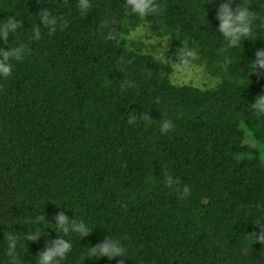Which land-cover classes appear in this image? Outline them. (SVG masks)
Segmentation results:
<instances>
[{"label": "trees", "instance_id": "1", "mask_svg": "<svg viewBox=\"0 0 264 264\" xmlns=\"http://www.w3.org/2000/svg\"><path fill=\"white\" fill-rule=\"evenodd\" d=\"M123 2L91 0L82 17L76 0H0V19L21 18L30 50L0 79V242L14 231L21 264H35L61 207L90 231L61 233L73 244L62 264H118L88 255L107 235L127 249L124 264H264V148L248 140L264 144V117L248 104L264 94V69L249 68L264 49V0H244L257 26L233 47L214 31L218 0H158L161 14L143 21ZM45 7L68 26L31 41ZM110 17L116 39L106 38ZM142 24L191 50L217 83H174L169 62L129 44ZM161 118L174 123L163 135ZM40 213V231L50 229L27 242ZM0 264H10L2 250Z\"/></svg>", "mask_w": 264, "mask_h": 264}, {"label": "clouds", "instance_id": "2", "mask_svg": "<svg viewBox=\"0 0 264 264\" xmlns=\"http://www.w3.org/2000/svg\"><path fill=\"white\" fill-rule=\"evenodd\" d=\"M213 0H205L206 3H212ZM125 13L132 15L140 20H146L148 17L157 16L163 11L162 5L158 0H124ZM76 7L80 16H86L92 9L93 5L91 0H76ZM205 8V6H204ZM206 9V8H205ZM252 7L244 2V0H218V7L216 8L215 19L218 21L217 27L214 31L227 42L228 46H236L249 37L255 27L257 26L256 13L251 10ZM207 12V9H206ZM36 21L31 26V34L29 39L31 41H38L42 36V27L51 31L66 28L67 20L62 16L57 15L50 8H40L34 15ZM207 16V15H206ZM206 16L204 17L205 20ZM208 22V20H207ZM110 30L107 33V39H116L118 21L115 17H110L105 21ZM209 24V22H208ZM24 29L21 18L15 14L8 15L0 19V79L10 77L12 75L15 62L23 61L29 54V49L26 45L19 40V33ZM136 31H140L137 28ZM9 37L12 40L9 41ZM15 41V43L13 42ZM183 51L178 52L175 62L179 60L181 64L186 63L188 58L193 56V52L184 46ZM175 62H173L175 64ZM249 68L252 73L257 71V68L264 69V49H260L255 54V59L249 62ZM131 81H125L122 87H133ZM250 105V112L257 118L264 117V94L257 95ZM145 122H151L149 115L143 117ZM174 128V123L169 118H161L159 131L161 135L168 133ZM165 183L168 187L174 188L177 193L186 197L189 195V188L184 186L182 189L179 187V181L174 180L169 175ZM60 210L50 220L55 227L56 238L50 242H46L41 250L36 254L35 264H62V261L72 251L73 244L70 239H66L63 234L69 232H76L82 237L87 236L89 226L84 221L78 219L75 214L70 219L66 215V209L58 207ZM48 220L44 214L37 215L33 223L37 225L32 233L26 235V241H37L46 235L45 230L50 229L47 227L40 231V225ZM12 227V226H11ZM264 227V225H261ZM13 228V227H12ZM256 239L264 242V235L256 237ZM18 240L14 231H9L3 234V241L0 242V250H2L10 260V264H21V260L17 256ZM127 249L124 247L119 239L113 238L111 235L105 236L100 242L92 245L88 251L91 257H107L109 261L113 258L119 257L118 264H124L125 252Z\"/></svg>", "mask_w": 264, "mask_h": 264}, {"label": "rangeland", "instance_id": "3", "mask_svg": "<svg viewBox=\"0 0 264 264\" xmlns=\"http://www.w3.org/2000/svg\"><path fill=\"white\" fill-rule=\"evenodd\" d=\"M138 28H140V31L134 30L130 33L128 37L129 44H140L142 51L169 62L172 65L171 79L174 83H188L201 88H209L217 83L219 75H212L206 68L205 63L200 61L197 55L193 54L183 64L179 60L175 62L176 55L181 50H174L171 47L167 35L151 32L145 24L140 25ZM248 140L252 147H257V150L262 151L261 149L264 148V144L256 146L253 138L249 137ZM261 155L264 157L263 153Z\"/></svg>", "mask_w": 264, "mask_h": 264}]
</instances>
